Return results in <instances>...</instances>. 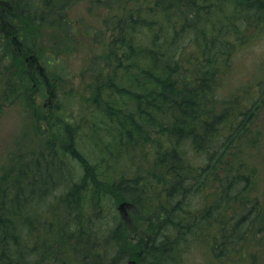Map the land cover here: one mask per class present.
<instances>
[{"label":"trees","instance_id":"trees-1","mask_svg":"<svg viewBox=\"0 0 264 264\" xmlns=\"http://www.w3.org/2000/svg\"><path fill=\"white\" fill-rule=\"evenodd\" d=\"M233 2L236 19L244 13L253 20V31L264 28V0H91L88 7L93 23L83 16L76 21L72 18L69 12L74 0L25 2L29 17L24 18L33 28L73 31L76 27L80 46L89 49L85 53L90 79L85 90L71 99L72 107L79 109L77 117L73 111L66 112L64 105L58 107L59 112L64 109L55 118L60 149L57 143L49 148L51 143L42 160L21 165L15 185L0 194V264H35V253H44L48 247V257L39 255L38 263L46 264L55 256L52 244L39 249L29 246L19 228L30 221H24L23 206L33 195L43 200L42 195L47 196L60 183L57 188L69 185L61 199L68 205L66 223L73 225L63 233L74 235L79 264H106L105 250L116 245L119 231L111 228L108 236L101 235L100 225L111 216L113 225H120L115 213L121 202L157 203L149 212L153 228L142 239V256L132 253L139 264H175L179 227L191 232L183 229L186 223L176 218L172 207L193 202L206 192L204 206L217 202L237 209L231 192L243 166L233 159L241 151L239 136L235 133L228 143L225 136L230 129L232 135L233 124L238 123L237 119L233 123V112L237 116L247 108L252 112L264 107V77L250 91L245 90L243 102L233 103V93L225 91L227 79L233 75ZM252 33L237 28L234 36H242L239 44H244ZM25 36L28 42V33ZM28 50L29 54L36 52L32 46ZM46 62L49 67L58 63ZM46 86L40 82L41 94ZM45 119L49 118H39V122ZM191 155L203 163H196ZM72 159L83 173L70 183ZM44 160L58 166L46 179L35 170ZM215 181L217 191H208ZM224 212L216 214L214 222L223 237L210 235L207 240L215 257L213 264L218 263L216 257L222 260L229 255L226 233L231 227ZM201 217L203 213L191 212L187 225ZM128 225L137 234L133 216ZM200 225H205L204 218ZM168 228L175 236L167 231L157 237L158 230ZM183 247L188 248V242ZM119 256L111 257L110 263L120 264L124 254Z\"/></svg>","mask_w":264,"mask_h":264},{"label":"rangeland","instance_id":"rangeland-1","mask_svg":"<svg viewBox=\"0 0 264 264\" xmlns=\"http://www.w3.org/2000/svg\"><path fill=\"white\" fill-rule=\"evenodd\" d=\"M26 1L22 0L23 9H26ZM90 2L91 0H74L69 14L75 21L83 16L93 23L88 7ZM234 5L233 2V75L227 79L224 89L227 94L233 93V103H236L243 102L247 93L244 94L245 90L250 91V86L256 83L259 77H264V28H256L253 31L254 28L251 26L253 20L247 19L244 13L240 14V19H236ZM237 28L244 32L248 30V34L253 31L252 38L250 40L247 38L244 44H239L243 37L239 36L237 39L234 36ZM77 32L76 27L71 31L67 28L64 30L45 26L33 28L28 25L27 48L31 46L35 48L34 56H37L40 65L45 68V73L50 76V83L54 84V78L57 80L55 85L46 86L44 94L35 86L38 81V70L35 68V60L31 57L33 53L22 52L13 39L9 38L2 42L0 37V194L4 189L15 185L14 177L21 165H30L32 162L42 160L47 146L52 143L49 147L51 148L57 143L55 118L64 110L59 112L58 107L64 105L66 112L73 111L74 115L78 116L79 109L77 106L72 107L71 99L78 97V94L85 90L84 86L90 78L86 71L88 53H85V50L89 49L80 46ZM97 52L101 53L100 49H97ZM47 59L58 63L49 67L45 64ZM249 110L250 108H247L245 114L237 112V116L233 112L231 117L233 123L236 119L238 123L233 124V134L231 135L230 129L225 136L228 138L227 143L233 139L235 133L239 136L237 141L241 151L239 155L234 154L233 159L243 162V166L242 170L237 172L240 179L231 192L232 204L238 207L233 210L230 205L223 207L217 202L215 204L218 207L208 203L204 206V199L208 196L206 192L203 196H197L193 202H182L172 207L176 218L180 217L181 221L186 223L183 229L190 228L191 232L187 234L179 227L180 245L175 264H213L215 257L207 240L210 235L223 237V233L217 229L218 225L214 223L216 214L221 216L222 211L229 215L225 218L231 227L226 233L230 239L231 251L229 250V255L222 260L216 257L218 260L216 264H264V107L256 108L252 112ZM43 117L49 119L39 122V118ZM56 147L60 149L59 142ZM191 159L196 163H203L201 158L196 156L191 155ZM139 160L137 158V161ZM54 164L52 160H44L39 167L33 169L40 170L43 179H46L48 172L54 168L58 169ZM125 166L124 162L123 171L126 169ZM70 170L72 173L70 183L82 177L83 170L77 160L72 159ZM215 182L212 187L207 188L208 191H217V181ZM39 186L41 189V183ZM57 186H54L47 196L42 195L43 200H38L37 196L33 195V199L23 206L26 218L24 221L27 222L28 219L30 221L18 228L28 245L33 248L39 249L43 245L52 244L55 256L46 264H79V257L74 252L76 245L74 235L63 233V230L73 228V225L69 226L66 223L69 219L68 205L61 199L69 185L65 184V188ZM238 199L242 201L238 202ZM121 203L116 206L115 213L120 225L118 227L113 225L114 216L104 219L100 225L101 235L108 236L111 228H117L119 231L116 245L110 247V250H105L108 259H104L103 262L106 261V264L112 261L111 257L116 255L120 257L121 254H124V258H119L120 264H128L133 260V252H141L142 241L146 240L149 230L153 228L149 212L156 209V202L144 206L128 203L129 206L130 203L132 205L127 211L130 212L129 216L134 217L137 234L128 229L130 222L124 221L120 216ZM248 204L244 212L239 211L243 205ZM191 212L203 213V217L198 219V222L194 219L193 223L187 225L191 222ZM203 218L205 225L201 226ZM167 231L170 236H175L173 229L168 228L165 231L158 230L157 237L163 236ZM186 242L188 248L184 249ZM48 252L49 247L44 253L36 252L35 256L40 255L45 259L49 255ZM37 257L34 259L35 264H39ZM32 260L33 258H30V261Z\"/></svg>","mask_w":264,"mask_h":264},{"label":"flooded vegetation","instance_id":"flooded-vegetation-1","mask_svg":"<svg viewBox=\"0 0 264 264\" xmlns=\"http://www.w3.org/2000/svg\"><path fill=\"white\" fill-rule=\"evenodd\" d=\"M28 15L29 11L21 9L19 1L0 0V37L2 42L11 38L14 42H16V44L20 46V50H22V52L27 53L29 51L26 45L27 39L25 34L28 30V23L25 18L27 19ZM31 57L33 60H35V68L38 70V81L35 86L39 87L40 82H43L44 84L46 83L47 86H51L52 84L50 83V76L48 77V75L45 73V68L40 65V60L37 59V56H34V54ZM55 83L57 82H54L53 85H55ZM141 255L142 252H139L138 256L140 257Z\"/></svg>","mask_w":264,"mask_h":264},{"label":"water","instance_id":"water-1","mask_svg":"<svg viewBox=\"0 0 264 264\" xmlns=\"http://www.w3.org/2000/svg\"><path fill=\"white\" fill-rule=\"evenodd\" d=\"M128 204L127 203H122L120 206H119V211L120 213L123 215L125 213H127V210H128ZM128 217V216H127ZM129 264H137L136 261H131L129 262Z\"/></svg>","mask_w":264,"mask_h":264},{"label":"bare ground","instance_id":"bare-ground-1","mask_svg":"<svg viewBox=\"0 0 264 264\" xmlns=\"http://www.w3.org/2000/svg\"><path fill=\"white\" fill-rule=\"evenodd\" d=\"M211 16V15H210ZM128 214H129V212L127 211V213H125V214H123L122 216L124 217V218H126L127 216H128ZM232 246V245H231ZM231 251V250H230ZM233 254V253H232Z\"/></svg>","mask_w":264,"mask_h":264}]
</instances>
